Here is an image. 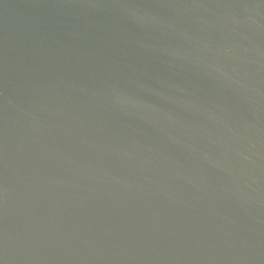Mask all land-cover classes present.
Returning a JSON list of instances; mask_svg holds the SVG:
<instances>
[{"label": "water", "instance_id": "95a60500", "mask_svg": "<svg viewBox=\"0 0 264 264\" xmlns=\"http://www.w3.org/2000/svg\"><path fill=\"white\" fill-rule=\"evenodd\" d=\"M0 264H264V0H0Z\"/></svg>", "mask_w": 264, "mask_h": 264}]
</instances>
